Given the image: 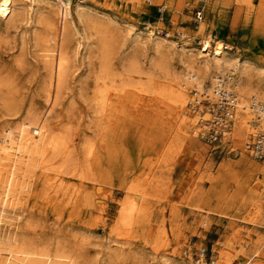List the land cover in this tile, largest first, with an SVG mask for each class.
<instances>
[{
  "label": "rangeland",
  "instance_id": "rangeland-1",
  "mask_svg": "<svg viewBox=\"0 0 264 264\" xmlns=\"http://www.w3.org/2000/svg\"><path fill=\"white\" fill-rule=\"evenodd\" d=\"M185 3L190 12L184 10ZM83 4L119 26L159 33L177 46L198 48L210 36L212 48L218 44L238 60L264 68V0H226L200 19L193 18L197 6L189 0ZM18 29L0 28V75L19 86L11 99L15 112L6 111L0 100V137L30 109L48 134L65 137L67 150L61 160L52 159L46 166L53 171L44 172L45 166L35 162L31 165L37 167L27 168L31 179L20 190V222L4 220L9 224L3 225L4 231L15 229L38 243L48 242L52 250L58 245L66 251L77 249L88 264H191L183 252L199 247L217 264H264V228L247 224L264 225V190H259L264 164L235 143L232 130L230 144L213 149L201 137L203 129L197 135L182 125L177 110L155 95L152 85L126 88L117 80L113 87L97 78V49L88 63H75L71 87H78L80 75L87 74L85 89L62 92L52 104L37 87L36 79L45 72L34 56L31 30L22 49L21 31L28 29ZM51 37L43 29L38 33L40 39ZM116 58L111 61L115 68ZM140 62L147 64L144 57ZM9 159L18 161L14 152ZM4 165L8 171L10 163ZM57 168L63 174L54 173ZM131 202L138 210L121 225V213L131 209Z\"/></svg>",
  "mask_w": 264,
  "mask_h": 264
},
{
  "label": "bare ground",
  "instance_id": "bare-ground-1",
  "mask_svg": "<svg viewBox=\"0 0 264 264\" xmlns=\"http://www.w3.org/2000/svg\"><path fill=\"white\" fill-rule=\"evenodd\" d=\"M224 1L206 0L200 7L205 13ZM183 8L190 12L187 3ZM22 27L28 31H21L20 47L23 49L26 37L32 33L34 56L45 72L42 78L36 79L37 87L50 103L62 92L77 89L80 93L85 89L84 79L87 74L80 75L78 87H71L70 82L77 70L75 63H84L89 58L90 61L91 52L97 49L101 53L97 78L107 79L113 87L117 80L126 88L140 89L152 85L156 92L152 93L166 99L177 110L182 125L188 124L193 134L203 129V139L206 124L201 125L199 122L210 121L212 118L202 111L199 101L205 98L215 101L213 92L222 87L230 91L234 99L231 102L232 123L226 132V139L232 130L235 143L243 144L244 147V142L250 136L264 132V112L260 109L264 104V68L248 60H238L225 53L218 44L212 48V41L208 40L210 36L201 40L198 48L177 46L159 37V33L143 34L134 31L132 27L119 26L108 15L92 10L79 1L70 8L60 0H0V28L17 30ZM41 29L50 32L52 37L38 38ZM184 38L186 36L181 37L182 41ZM114 56L117 57L116 68L111 64ZM141 57L146 59L147 64L140 62ZM15 82V79L5 78L1 73L0 100L4 102L6 111L11 113L15 112V104L11 99L19 93V86ZM98 88L96 82L94 89L97 91ZM186 104L190 110L186 109ZM19 120L16 127L5 131L0 137V264H86L77 249L66 251L58 245L52 250L48 242L38 243L15 229L7 232L3 229L4 224L9 225L4 221L8 218L16 224L20 222L19 209L23 200L20 190L31 179V171L27 168L43 165L44 172L53 171L54 167L46 166H49L52 159L62 157L67 150L65 137L48 134L35 110L27 109ZM11 152L16 153L18 161L9 159ZM8 162L10 167L7 171L4 164ZM34 162L37 164L31 165ZM54 173L63 174L59 168ZM263 188L264 185H261L259 190ZM12 192L14 196H11ZM130 204L131 209L128 207L121 213V225L129 222L127 218L132 210H138L135 204ZM247 224L258 229L264 228V225L260 226L253 221ZM257 255L255 253L253 258ZM164 264L171 263L165 261Z\"/></svg>",
  "mask_w": 264,
  "mask_h": 264
},
{
  "label": "built area",
  "instance_id": "built-area-1",
  "mask_svg": "<svg viewBox=\"0 0 264 264\" xmlns=\"http://www.w3.org/2000/svg\"><path fill=\"white\" fill-rule=\"evenodd\" d=\"M62 2H82L85 0H60ZM191 3L196 4V8H193V18L200 19L203 16L204 10L200 6L204 4L206 0H189ZM199 5V6H198ZM215 101L209 100L208 98L201 99L199 104L203 112H206L212 119L210 121L202 122L200 124H206V132L204 135L205 142L215 148L224 149L227 143L230 141L226 139L227 131L232 123L231 106L234 101L230 91L222 87L217 88L213 92ZM198 101V100H197ZM192 108H194L192 106ZM260 109L264 112V104L260 106ZM244 150L251 157V159L261 162L264 164V132L260 134L252 135L244 144ZM232 151V150H230ZM186 259L191 261V264H214L216 261L213 259L212 254H208V251L204 247H199L194 251L186 250L183 252Z\"/></svg>",
  "mask_w": 264,
  "mask_h": 264
}]
</instances>
